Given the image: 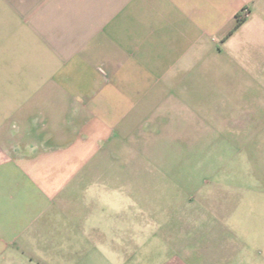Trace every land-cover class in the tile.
Returning a JSON list of instances; mask_svg holds the SVG:
<instances>
[{
	"label": "crops",
	"instance_id": "0c3cea01",
	"mask_svg": "<svg viewBox=\"0 0 264 264\" xmlns=\"http://www.w3.org/2000/svg\"><path fill=\"white\" fill-rule=\"evenodd\" d=\"M251 59L264 0H0V264H264V100L212 95ZM165 124L242 151L172 247L135 244L112 205Z\"/></svg>",
	"mask_w": 264,
	"mask_h": 264
},
{
	"label": "rangeland",
	"instance_id": "374dc122",
	"mask_svg": "<svg viewBox=\"0 0 264 264\" xmlns=\"http://www.w3.org/2000/svg\"><path fill=\"white\" fill-rule=\"evenodd\" d=\"M251 60L240 66L245 72L240 70L238 75V71L232 70L225 85L215 87L214 100H264V75H251ZM257 61L259 66L264 62ZM259 114L264 115V108ZM162 126L164 133L151 134V139L144 141L143 150L137 148L139 144L132 147V171L128 172L127 187L118 188L112 211L134 217L135 234H139L134 236L135 244L142 243L145 237L140 232L143 223L148 224L151 246L172 247L174 214L195 211L201 197L223 180L229 159L242 149L234 144L235 139L224 135L219 124L203 125L208 128L196 138L184 133L188 132L186 125L181 138L175 136L173 124Z\"/></svg>",
	"mask_w": 264,
	"mask_h": 264
},
{
	"label": "trees",
	"instance_id": "16d2710c",
	"mask_svg": "<svg viewBox=\"0 0 264 264\" xmlns=\"http://www.w3.org/2000/svg\"><path fill=\"white\" fill-rule=\"evenodd\" d=\"M242 23H243V21L242 20H239L238 23H237V25L235 26L234 30L232 31V33L235 32L241 26Z\"/></svg>",
	"mask_w": 264,
	"mask_h": 264
},
{
	"label": "built area",
	"instance_id": "2783aa9c",
	"mask_svg": "<svg viewBox=\"0 0 264 264\" xmlns=\"http://www.w3.org/2000/svg\"><path fill=\"white\" fill-rule=\"evenodd\" d=\"M248 12L247 11H245V13L244 14H247Z\"/></svg>",
	"mask_w": 264,
	"mask_h": 264
}]
</instances>
